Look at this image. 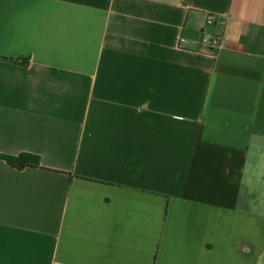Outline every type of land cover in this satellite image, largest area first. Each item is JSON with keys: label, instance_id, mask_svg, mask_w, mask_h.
I'll return each mask as SVG.
<instances>
[{"label": "crops", "instance_id": "0c3cea01", "mask_svg": "<svg viewBox=\"0 0 264 264\" xmlns=\"http://www.w3.org/2000/svg\"><path fill=\"white\" fill-rule=\"evenodd\" d=\"M24 151L0 264H264V0H0Z\"/></svg>", "mask_w": 264, "mask_h": 264}, {"label": "trees", "instance_id": "16d2710c", "mask_svg": "<svg viewBox=\"0 0 264 264\" xmlns=\"http://www.w3.org/2000/svg\"><path fill=\"white\" fill-rule=\"evenodd\" d=\"M0 157L5 159L9 164L24 167L26 165H38L39 156L32 152H20L15 155L0 154Z\"/></svg>", "mask_w": 264, "mask_h": 264}, {"label": "built area", "instance_id": "2783aa9c", "mask_svg": "<svg viewBox=\"0 0 264 264\" xmlns=\"http://www.w3.org/2000/svg\"><path fill=\"white\" fill-rule=\"evenodd\" d=\"M214 18H215L214 14H211L208 16L207 21L212 22V21H214ZM178 43L183 44V45H187V44H189V40L184 36H180L178 38Z\"/></svg>", "mask_w": 264, "mask_h": 264}]
</instances>
